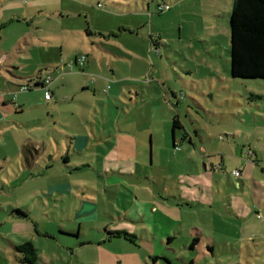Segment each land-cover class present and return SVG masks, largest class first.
Masks as SVG:
<instances>
[{
  "label": "rangeland",
  "instance_id": "rangeland-1",
  "mask_svg": "<svg viewBox=\"0 0 264 264\" xmlns=\"http://www.w3.org/2000/svg\"><path fill=\"white\" fill-rule=\"evenodd\" d=\"M232 4L0 0V15L16 14L0 28V56L29 29L40 40L8 55L22 70L44 75L57 61L90 81L51 103L28 82L25 110L0 124V263L19 264L10 240H33L41 264H264V78L231 74ZM83 54L91 70L70 69ZM173 111L194 144L171 143ZM74 133L90 136L82 152ZM68 152L80 169L62 165ZM59 184L70 189L49 197ZM18 206L28 218L10 215ZM60 228L77 237L39 235Z\"/></svg>",
  "mask_w": 264,
  "mask_h": 264
},
{
  "label": "crops",
  "instance_id": "crops-1",
  "mask_svg": "<svg viewBox=\"0 0 264 264\" xmlns=\"http://www.w3.org/2000/svg\"><path fill=\"white\" fill-rule=\"evenodd\" d=\"M15 15L16 14H12V16H10L9 20H6V19H8L7 18L8 16L1 13V15H0V28H3L4 26L9 25L11 23V21H14L15 17H16ZM86 32H87L88 36L93 35V32L88 30V29ZM21 36H22L21 38H23V44H20V43L15 44L11 49L5 51L0 56V79H2V83L0 82V124L2 123L3 126L5 124H7V119L12 117L13 114H18V113L23 112L25 110L24 104L28 103V98H26L24 96L26 93H24L20 96V93H21L20 91H22V90H20V87L22 84L31 82L34 86H40L41 88H43L42 80L45 77V75L48 73V75H51L53 78L52 83L50 84V90L52 92V96L50 99H46L45 93H44V96L41 100L43 102H46V103H51L54 99V95H55L57 89H64V88L70 89V92L68 91V93H67V99H69L71 96H73L74 100H75V97L79 94L80 90H82L84 92L87 89L86 87L89 86V82H90L89 78L87 76H85V75L83 76V75L77 74V73L72 74L68 71V67L59 65V62H57V61L52 62L51 64H48V66L46 67V70H48V71L44 75L36 74L40 71L39 66H38L39 67L38 72H30L27 70H22V69H25V65H22L21 63L16 62L12 58H8V55L16 53V52H20V53L23 52L24 53L27 51L24 48L25 43L27 45L36 44V40L39 41L40 39L35 38V36H33V34L31 33V31L29 29H27ZM100 47H102V46H100ZM78 56L79 55H76L73 58V61H71V63L73 62V64H74V61H76ZM92 66H93V61L91 59L89 60L87 57L86 62L83 66H79V64L75 62L74 69L77 67L79 69V71L86 72L89 69L91 70ZM24 71L27 73L26 75H23ZM29 73H31V74H29ZM84 74L87 75V73H84ZM94 82H95V79H94ZM100 85H101V80L95 83L94 90H96V93H97V90H99ZM52 88H55V90ZM159 89H160V86L157 88V90H158L157 92L161 93V90H159ZM30 103H33V102H30ZM174 114H175V112L173 111V115ZM184 127H185V125H184ZM171 130H172V132H171V139H172L171 143L173 144V146H175V144L180 145V143L178 144V141H177L178 136H181L180 137L181 143L184 140H187L191 144H194L193 139L190 136V134L188 133L186 127H185V130L187 133L186 135H183L181 132H178V131L175 132L173 127H172V123H171ZM153 135L154 134L150 135L151 140H153V138H152ZM89 140H90L89 135H79V134L74 133V135L71 136V141H72L73 147L81 148V152L87 148V143ZM75 152H77V150ZM71 155H72V153L68 152L62 156V158H63L62 165L65 168H70L71 171L73 172L74 170L80 169V167L78 165L72 166L70 164L71 163ZM39 157L40 156L30 157V155L28 153H26V159L28 160V163H30V164H33V162H36ZM126 162H130V161L126 160ZM238 178H240V179L243 178V171H242V177H238ZM68 189H70V186H67V185H62V184L49 185L47 187V191L49 192V193H47V195L51 198H55L57 195V192L64 193ZM84 202H86V201L83 200V203ZM184 203L185 202H183V204ZM186 203H187L186 205L189 208L192 207L191 202H186ZM83 205L88 209L89 206H86L85 204H83ZM179 205H180V203H179ZM18 208L22 209L20 206L12 207V211H11L10 215L13 216L14 218H18V219L27 218V217L21 216L19 214L13 213V210L18 209ZM91 209H93V208H91ZM23 211L26 212L25 210H23ZM26 213L28 214V212H26ZM86 213H89V212L87 210H84L81 212L78 211L77 215L80 216V215H84ZM62 229H64V230H62ZM67 230L68 229H66V228H60L57 230V233L55 235H49L46 232H40V233L38 232V233L41 237L45 236V237H49L51 239L54 238V239H58V240H59V237H61V236L76 238L77 236H81L83 234L81 232V227L79 228L80 232H79V234H77V236L73 235L71 233H67L66 232ZM72 231H74V230H72ZM198 239L200 240V238H198ZM26 241H31L33 243V245L37 248V253H38V262L37 263L38 264H41L40 263L41 261L44 262L47 260L44 257V255H42V253H41L42 250L34 244L33 240H26ZM167 241L168 242L173 241V236L171 234H168ZM24 242H22V243H24ZM18 244H21V243H17V242L11 241V240L9 241V245L14 251L15 258H16L17 262L19 264H27V263H23L20 261V258L23 255L21 254V252H19L16 249V246ZM81 244L83 245L84 243H81ZM209 248L213 249L214 247L209 246ZM0 255H1V250H0ZM0 264H9V262H8V260H6L5 263H0Z\"/></svg>",
  "mask_w": 264,
  "mask_h": 264
},
{
  "label": "trees",
  "instance_id": "trees-1",
  "mask_svg": "<svg viewBox=\"0 0 264 264\" xmlns=\"http://www.w3.org/2000/svg\"><path fill=\"white\" fill-rule=\"evenodd\" d=\"M229 23L232 76L234 78H264V0H233ZM172 127L175 132L187 134L177 112L173 115ZM23 155L26 157V153ZM13 213L29 217L26 212L19 208L14 209ZM115 235L116 237L123 235L135 237L126 231H117ZM196 240L199 239L195 238L193 245ZM16 249L23 253L20 258L21 262L38 264L37 248L31 241L18 244ZM154 260H158V256H155ZM165 260L168 264H173L170 259L166 258ZM187 264L195 263L189 261Z\"/></svg>",
  "mask_w": 264,
  "mask_h": 264
},
{
  "label": "built area",
  "instance_id": "built-area-1",
  "mask_svg": "<svg viewBox=\"0 0 264 264\" xmlns=\"http://www.w3.org/2000/svg\"><path fill=\"white\" fill-rule=\"evenodd\" d=\"M159 9L161 11H165V10H169L170 9V6L169 4H164V5H159ZM86 58L87 56L85 54L81 55V56H78V58L76 59V61H74V64L75 62L79 64V66H83L86 62ZM74 64L73 62L71 63V67L70 69L74 70ZM42 80V79H41ZM52 76L51 75H47L43 78L42 80V86L43 88L45 89V97L46 99H50L51 96H52V92L50 90V84L52 83ZM34 86V85H33ZM31 87L30 84L28 83H25V84H22L21 87H20V90L22 91H27L29 90ZM176 148H178V145L176 146ZM234 174L237 176V177H241L242 176V171L240 169H235L234 170Z\"/></svg>",
  "mask_w": 264,
  "mask_h": 264
}]
</instances>
